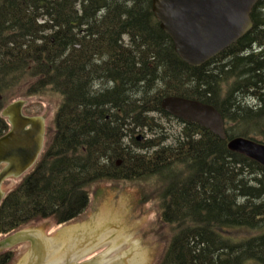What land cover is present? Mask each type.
Segmentation results:
<instances>
[{
    "label": "trees",
    "instance_id": "obj_1",
    "mask_svg": "<svg viewBox=\"0 0 264 264\" xmlns=\"http://www.w3.org/2000/svg\"><path fill=\"white\" fill-rule=\"evenodd\" d=\"M251 18L238 41L191 66L152 0H0V137L10 129L2 111L13 87L62 97L38 162L0 204V234L74 221L105 180L154 177L169 227L155 264H264V167L194 122L180 120L182 134L163 144L164 126L151 116L172 117L166 96L196 99L222 113L228 138L264 142V0ZM138 128L156 136L135 141L133 154L124 135ZM16 257L1 250L0 264Z\"/></svg>",
    "mask_w": 264,
    "mask_h": 264
},
{
    "label": "water",
    "instance_id": "obj_2",
    "mask_svg": "<svg viewBox=\"0 0 264 264\" xmlns=\"http://www.w3.org/2000/svg\"><path fill=\"white\" fill-rule=\"evenodd\" d=\"M258 1L152 0V10L161 28L171 37L181 59L191 66H201L252 28L251 13ZM26 102H11L2 111L10 129L0 137V204L5 196L4 181L27 172L44 145L45 118L24 114ZM161 106L177 118L210 129L228 140L231 151L264 167V142L244 136L228 138L225 121L214 106L175 95L164 97ZM129 223L127 213L115 210L113 204L101 208L89 223L53 236L51 240L46 231L22 230L20 235L6 236L0 240V251L28 239L35 244L25 264H150L151 246L126 238V234H132L134 229ZM110 243H116V249L109 255L98 254L80 262Z\"/></svg>",
    "mask_w": 264,
    "mask_h": 264
},
{
    "label": "rangeland",
    "instance_id": "obj_3",
    "mask_svg": "<svg viewBox=\"0 0 264 264\" xmlns=\"http://www.w3.org/2000/svg\"><path fill=\"white\" fill-rule=\"evenodd\" d=\"M29 86L30 83H22L19 86L13 87L12 89L16 95H12L9 101H6V104L17 100H26L24 113L45 116L46 130L48 131L52 125L51 121L58 109L62 97L59 93L51 90L47 93L32 96H21V94L28 91ZM151 116L156 118V123L164 126L167 138L163 141V144L168 145L173 143L176 137L182 134L184 125L178 119L158 113H153ZM153 126L156 127V125ZM154 134L155 130L151 131L147 128L142 131V129L138 128L135 133L126 136L124 142L132 151L133 149H138V145L135 144V141L146 142L154 138V136H156ZM138 136H142V138L137 140ZM46 140L47 133L45 143ZM21 177L22 176L6 179L2 185L3 190L6 192L8 189L12 188ZM155 186L156 180L154 177L141 182H135L133 177V180L122 179L114 182L105 181L97 183L91 188L89 207L77 220L68 223L66 228L62 230V228L58 229L57 227H53L55 223L52 220H45L32 224L31 228L36 231H46L48 236L53 237L89 223L101 208L115 204V210L127 213L130 219L129 227H134L132 234H126V238L151 246L150 264H155L163 247L161 242L162 231L165 232L169 229L168 226L165 227L162 225L159 218L160 199H155L152 193ZM0 239H2V236H0ZM11 249L17 251V257L13 264H25V259L30 254L29 249H31V247L28 248L27 246L21 245L14 246ZM113 249H116V243L105 244L84 258L98 255L102 252L107 253V251L110 254L113 252Z\"/></svg>",
    "mask_w": 264,
    "mask_h": 264
},
{
    "label": "flooded vegetation",
    "instance_id": "obj_4",
    "mask_svg": "<svg viewBox=\"0 0 264 264\" xmlns=\"http://www.w3.org/2000/svg\"><path fill=\"white\" fill-rule=\"evenodd\" d=\"M46 133H47V130H46ZM45 137H46V135H45ZM137 140H140V139H138L137 138ZM132 152H133V154H134V149L132 150ZM120 163L121 162H118V165H120ZM132 171L134 172V166H133V169H132ZM106 181V180H105ZM105 181H103V182H105ZM106 182H114L113 180H108V181H106ZM10 235H12V234H10ZM0 236H2V238H4V236L3 235H0ZM17 237V236H16ZM21 239H24L22 236H19ZM13 239H15V237L13 238ZM15 241V240H14ZM33 244H35L33 241H30V240H28V239H24V242H21V243H18L16 246H27L28 248L29 247H31Z\"/></svg>",
    "mask_w": 264,
    "mask_h": 264
},
{
    "label": "bare ground",
    "instance_id": "obj_5",
    "mask_svg": "<svg viewBox=\"0 0 264 264\" xmlns=\"http://www.w3.org/2000/svg\"><path fill=\"white\" fill-rule=\"evenodd\" d=\"M77 44H75V46H80V43L79 42H76ZM99 83V82H98ZM101 86V85H100ZM110 86H112V84H110ZM103 87V86H102ZM170 96V95H169ZM175 96H177V95H175ZM187 98V97H186ZM251 103V105H257L256 103H257V101H253V102H250ZM249 103V104H250ZM209 104V103H208ZM210 105H212V104H210ZM212 106H214V105H212ZM215 107V106H214ZM216 108V107H215ZM217 109V108H216ZM218 110V109H217ZM219 111V110H218ZM220 112V111H219ZM221 113V112H220ZM221 115H222V113H221ZM172 116V118H176V119H178L179 121L180 120H183V119H180V118H177V117H175V116H173V115H171ZM222 117H223V119H224V121H225V118H224V116L222 115ZM183 121H185V120H183ZM187 122V121H186ZM194 123H196V122H194ZM198 124V123H197ZM124 137H126V135H124ZM125 143V142H124ZM234 152V151H233ZM235 153H237V152H235ZM240 154V153H239ZM243 155V154H242ZM245 156V155H244ZM85 260H87V258H82L80 261L82 262V261H85Z\"/></svg>",
    "mask_w": 264,
    "mask_h": 264
},
{
    "label": "crops",
    "instance_id": "obj_6",
    "mask_svg": "<svg viewBox=\"0 0 264 264\" xmlns=\"http://www.w3.org/2000/svg\"><path fill=\"white\" fill-rule=\"evenodd\" d=\"M66 226H68V225H65V226H63V228H62V230L64 229V228H66ZM53 227H55V226H53ZM52 227V228H53ZM25 231H36L35 229H33V228H26L25 229ZM21 234V233H20ZM49 237V236H48ZM49 238H51V237H49ZM32 249V248H31ZM31 249H29V252L31 251ZM35 253V252H34ZM101 254H103L104 256H107L108 254H109V252L107 251V253L106 252H102Z\"/></svg>",
    "mask_w": 264,
    "mask_h": 264
}]
</instances>
